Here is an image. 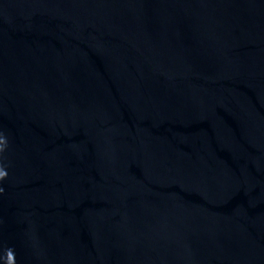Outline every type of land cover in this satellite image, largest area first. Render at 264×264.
Returning <instances> with one entry per match:
<instances>
[{
  "label": "water",
  "instance_id": "95a60500",
  "mask_svg": "<svg viewBox=\"0 0 264 264\" xmlns=\"http://www.w3.org/2000/svg\"><path fill=\"white\" fill-rule=\"evenodd\" d=\"M0 264H264V0H0Z\"/></svg>",
  "mask_w": 264,
  "mask_h": 264
}]
</instances>
